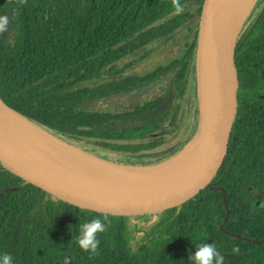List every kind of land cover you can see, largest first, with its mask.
<instances>
[{
  "label": "trees",
  "instance_id": "obj_1",
  "mask_svg": "<svg viewBox=\"0 0 264 264\" xmlns=\"http://www.w3.org/2000/svg\"><path fill=\"white\" fill-rule=\"evenodd\" d=\"M202 1L180 0L177 12L172 0H12L4 14L14 32L0 35V99L95 156L168 147L185 127ZM263 21L264 8L255 34ZM236 49L242 69L243 34ZM155 52L166 57L138 71ZM246 160L239 121L213 189L170 212L135 216L137 230L129 217L66 205L0 167V257L11 254L14 264H67V256L73 264H192L197 246L215 243L224 264H264V206L256 201H264V165ZM95 217H106L108 230L90 255L76 238L80 224Z\"/></svg>",
  "mask_w": 264,
  "mask_h": 264
},
{
  "label": "water",
  "instance_id": "obj_2",
  "mask_svg": "<svg viewBox=\"0 0 264 264\" xmlns=\"http://www.w3.org/2000/svg\"><path fill=\"white\" fill-rule=\"evenodd\" d=\"M12 0H0V14L11 8ZM245 0H203L200 13L197 68L203 83L205 110L201 113L199 156L178 171L158 178L132 181L106 170L138 171L156 167H133L100 160L45 131L27 120L0 99V167L7 174L66 205L113 216L158 215L181 208L213 185L220 177L232 146L238 120L241 72L237 43L244 20ZM201 111V110H200ZM19 117L49 137L86 155L96 170L61 175L19 138L13 118ZM181 153V152H180ZM114 171V172H116ZM109 173V172H108ZM257 192V191H256ZM264 206V202L260 204ZM67 264H73L69 256Z\"/></svg>",
  "mask_w": 264,
  "mask_h": 264
},
{
  "label": "bare ground",
  "instance_id": "obj_3",
  "mask_svg": "<svg viewBox=\"0 0 264 264\" xmlns=\"http://www.w3.org/2000/svg\"><path fill=\"white\" fill-rule=\"evenodd\" d=\"M254 4V0H245L244 13L248 14ZM199 78V77H198ZM203 86V83H202ZM200 86V110H205V95L203 87ZM198 91V90H197ZM199 94V93H198ZM13 124L22 142L34 153V155L61 175H74L75 173H87L90 171H100L93 167L95 162L86 155L67 147L49 137H45L38 129L30 125L25 120L14 117ZM197 142H192L179 155L170 161L152 168L139 169L138 171L106 170L107 174H115L121 178H131L132 181H142L145 179H158L170 175L179 169L189 165L199 156ZM102 171V170H101ZM116 171V172H114ZM109 172V173H108Z\"/></svg>",
  "mask_w": 264,
  "mask_h": 264
},
{
  "label": "flooded vegetation",
  "instance_id": "obj_4",
  "mask_svg": "<svg viewBox=\"0 0 264 264\" xmlns=\"http://www.w3.org/2000/svg\"><path fill=\"white\" fill-rule=\"evenodd\" d=\"M263 8L264 5L255 16H249L240 34H243V68L240 69L241 90L237 123L240 121V133L247 159L245 165H264V24L258 34L253 30ZM258 193L264 198V192ZM256 201L259 205L264 202L260 199Z\"/></svg>",
  "mask_w": 264,
  "mask_h": 264
},
{
  "label": "rangeland",
  "instance_id": "obj_5",
  "mask_svg": "<svg viewBox=\"0 0 264 264\" xmlns=\"http://www.w3.org/2000/svg\"><path fill=\"white\" fill-rule=\"evenodd\" d=\"M263 5H264V0H254V4L252 8L244 20L242 31L244 30L246 26L249 16L250 15H252V17L255 16L261 10ZM6 15L9 16L11 23H10L9 31L4 32L3 36L6 39H9V37L14 32L15 21L12 18V16H10L9 14H6ZM164 57H166L165 54L160 55V52H155L152 55L150 60H148L147 62H142L138 64L139 65L138 71L140 69L141 70L153 69L158 63L162 62V59H164ZM198 77H199L198 69H196L192 75V80L190 83V88H189L188 97H187L188 99H187V112H186V119H185V127L180 133L175 135V138L171 142L170 146L159 149L155 152L141 154V155H123V154L110 153V152L102 151V150H96V153L98 154V156L96 157L100 160H105L112 164L122 165V166L125 164H129V163L131 164L150 163L154 165L156 164V162H159L160 160L167 157L169 153L173 151V149L178 150V153H180L183 150H185V148L188 147L192 142L196 143L200 137L199 126L198 127L196 126V122L198 121L199 124L201 122L200 88H199L200 81ZM194 130L196 132H194ZM69 145H71L72 147L76 149L83 150L85 152L90 151V147H85V145H82V144L73 143ZM134 217L135 216L129 217V223L133 229L135 228L137 230V227L141 221L139 219H135Z\"/></svg>",
  "mask_w": 264,
  "mask_h": 264
},
{
  "label": "clouds",
  "instance_id": "obj_6",
  "mask_svg": "<svg viewBox=\"0 0 264 264\" xmlns=\"http://www.w3.org/2000/svg\"><path fill=\"white\" fill-rule=\"evenodd\" d=\"M21 4L26 0H19ZM172 4L177 12L182 11L180 0H172ZM10 18L6 14H0V35L10 29ZM106 217H95L79 226V235L76 242L80 249L86 253L98 254L100 247L99 235L108 230V224L105 222ZM234 253H238L239 249L234 248ZM192 264H224V256L217 249L215 243H201L196 247L194 254L189 256ZM0 264H14V258L11 254L5 253L0 257Z\"/></svg>",
  "mask_w": 264,
  "mask_h": 264
}]
</instances>
